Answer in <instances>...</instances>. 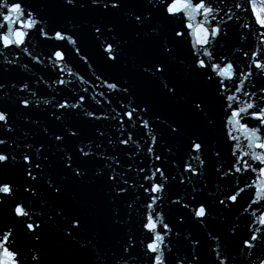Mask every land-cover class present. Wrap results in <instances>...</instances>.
Wrapping results in <instances>:
<instances>
[{"label":"snow or ice","instance_id":"obj_1","mask_svg":"<svg viewBox=\"0 0 264 264\" xmlns=\"http://www.w3.org/2000/svg\"><path fill=\"white\" fill-rule=\"evenodd\" d=\"M0 77V264H264V0H0Z\"/></svg>","mask_w":264,"mask_h":264},{"label":"water","instance_id":"obj_2","mask_svg":"<svg viewBox=\"0 0 264 264\" xmlns=\"http://www.w3.org/2000/svg\"><path fill=\"white\" fill-rule=\"evenodd\" d=\"M27 2L36 5L37 10H40V8L43 5L52 3L53 0H27ZM128 2L139 3L140 0H128ZM78 18L80 20H86V19H91L92 17L86 12H81L79 14ZM56 19L58 22H61L63 20V17L60 15H57ZM89 51H92L91 46H89ZM6 78L7 79H13L14 77L10 75ZM0 79H3V77H0ZM0 103H2V102H0ZM34 118H39V117L37 116ZM18 123H22V122H18ZM22 126L26 129L29 127V125H22ZM17 134L19 135V133H17ZM75 191H78V189H76V188L70 189L69 195L65 200V206L71 207V205H72L71 194H72V192H75ZM115 239H116V236L112 232H105L104 233V241L106 242L108 247L112 246L111 243H114ZM47 251H48V259L50 261V264H56V262L60 259L61 254H60V251L56 248V238L54 235H50V237H49V243H48Z\"/></svg>","mask_w":264,"mask_h":264}]
</instances>
